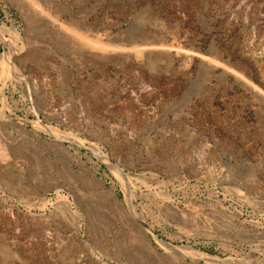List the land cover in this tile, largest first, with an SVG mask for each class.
<instances>
[{"label": "rangeland", "instance_id": "374dc122", "mask_svg": "<svg viewBox=\"0 0 264 264\" xmlns=\"http://www.w3.org/2000/svg\"><path fill=\"white\" fill-rule=\"evenodd\" d=\"M0 264H264V0H0Z\"/></svg>", "mask_w": 264, "mask_h": 264}, {"label": "bare ground", "instance_id": "6f19581e", "mask_svg": "<svg viewBox=\"0 0 264 264\" xmlns=\"http://www.w3.org/2000/svg\"><path fill=\"white\" fill-rule=\"evenodd\" d=\"M246 86V85H245ZM105 159H106V157H105ZM109 165H111V164H109ZM113 168V167H112ZM114 169V168H113ZM158 242V241H157ZM160 244H162V245H164V246H166V248H167V246H169L167 243L166 244H164L163 242H160ZM185 249V248H184ZM186 251V250H185ZM174 252V251H173ZM176 252V251H175Z\"/></svg>", "mask_w": 264, "mask_h": 264}]
</instances>
